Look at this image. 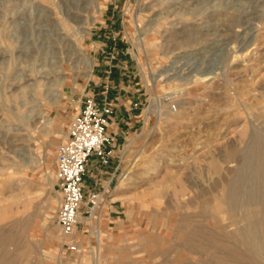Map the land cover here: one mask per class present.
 <instances>
[{
  "label": "rangeland",
  "instance_id": "rangeland-1",
  "mask_svg": "<svg viewBox=\"0 0 264 264\" xmlns=\"http://www.w3.org/2000/svg\"><path fill=\"white\" fill-rule=\"evenodd\" d=\"M108 5L121 9L111 18L121 33L99 27ZM103 50L133 59L141 121L125 135L114 187L126 216L71 253L54 219L57 120ZM256 135L264 142V0H0V264L260 262L226 201ZM251 170L244 187L260 180ZM183 221L222 246L184 249Z\"/></svg>",
  "mask_w": 264,
  "mask_h": 264
},
{
  "label": "crops",
  "instance_id": "crops-1",
  "mask_svg": "<svg viewBox=\"0 0 264 264\" xmlns=\"http://www.w3.org/2000/svg\"><path fill=\"white\" fill-rule=\"evenodd\" d=\"M117 8L116 5H108L103 10L102 16L105 19L100 23V28H110V32L112 33H116L114 30H118L121 33V31L125 29L122 22H119L117 19L112 21L111 19L112 17L118 18L119 14L117 12L121 9ZM115 13H117V15ZM93 36L96 41H100L98 40V37L100 38V36L97 32L93 33ZM94 45L96 49L100 48L98 45ZM117 47L118 46L115 42V44L112 47L110 46L109 49L112 48V52L114 53L117 51L119 55L121 49L117 50ZM103 53L106 55L102 54V57H96L98 62L95 63V73L85 83L83 89L78 95V100H72V103L74 104L77 102V106L75 107L73 104L69 105L63 115H60L57 120V124L61 126V131L66 128V131H63L64 136L60 137L61 141L59 143H61L67 139L69 125L80 113L87 98L94 97L100 106L111 105L115 110V114L110 118L108 126V133L114 140L111 162L107 166H101L97 159L93 157L84 177L83 184V191L86 200L89 199L93 193H99L102 195L110 194L111 200L102 211L98 222L97 220L90 221L87 218H83L82 222L75 227V253H77L84 245L89 246L93 241L95 244L96 242L101 241L109 233V229L115 230L126 216V207L121 201L123 196L114 194V187L116 185L120 166L119 158L122 152L121 146L123 145L125 135L131 128L137 126L141 121L139 114L134 109V105L138 103V101H141L142 97L145 95L142 92L143 86L138 85L139 82L135 80L138 78V74L134 75V71L127 67L133 59H131V57L127 59L128 57L124 55L117 58V55L110 54L109 52L107 53L104 50ZM116 197L119 199L114 200ZM62 249L68 251L65 247L64 240L62 243ZM70 252L72 253L73 251L70 250Z\"/></svg>",
  "mask_w": 264,
  "mask_h": 264
},
{
  "label": "built area",
  "instance_id": "built-area-1",
  "mask_svg": "<svg viewBox=\"0 0 264 264\" xmlns=\"http://www.w3.org/2000/svg\"><path fill=\"white\" fill-rule=\"evenodd\" d=\"M172 107L175 109V106ZM114 114L111 105L100 106L94 97L87 98L80 113L69 125L67 139L57 147V181L61 204L54 219L68 250H76L75 227L83 218L98 222L111 200L110 194L99 193H93L86 200L83 184L93 157L101 166L111 162L114 140L108 133V126Z\"/></svg>",
  "mask_w": 264,
  "mask_h": 264
},
{
  "label": "bare ground",
  "instance_id": "bare-ground-1",
  "mask_svg": "<svg viewBox=\"0 0 264 264\" xmlns=\"http://www.w3.org/2000/svg\"><path fill=\"white\" fill-rule=\"evenodd\" d=\"M79 50L80 49H77V52H80ZM27 80H29V78ZM254 141L255 144L251 147V150L249 149L250 152L244 153L243 161L240 165V175L235 177L228 186L226 201L230 208L238 211L240 215L245 218H243V220L246 221V224L238 229L241 236L239 242L244 245L248 244L251 248V253L255 257L262 259L255 264H264V159L261 157L262 150H264V142H262L260 135H256ZM255 156H258L260 161L255 160ZM256 165H258V167H255ZM252 168H256L260 171V180L252 178L249 182L250 184L244 187L242 184L243 174H248ZM116 199L118 198H114V200ZM210 233L208 227L194 225L188 221H183L180 225V234L178 233L179 236L177 235V238L179 237L182 242V247L186 250L195 249L196 251H205L208 248L222 246L219 245L220 243ZM261 233L263 236H261ZM219 255L221 256L222 254ZM220 256L218 258H220ZM214 258L216 259L217 256H213V260L216 262L215 264H233V261L230 263L229 261L226 262L225 260H220L221 258L219 260H215ZM239 258L241 260L240 256Z\"/></svg>",
  "mask_w": 264,
  "mask_h": 264
}]
</instances>
